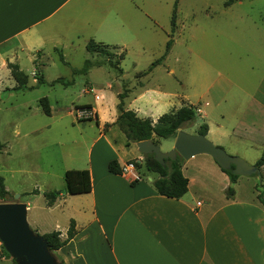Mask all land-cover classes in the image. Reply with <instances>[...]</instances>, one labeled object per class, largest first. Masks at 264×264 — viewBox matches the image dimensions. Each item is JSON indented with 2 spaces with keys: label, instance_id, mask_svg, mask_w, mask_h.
Returning a JSON list of instances; mask_svg holds the SVG:
<instances>
[{
  "label": "crops",
  "instance_id": "crops-1",
  "mask_svg": "<svg viewBox=\"0 0 264 264\" xmlns=\"http://www.w3.org/2000/svg\"><path fill=\"white\" fill-rule=\"evenodd\" d=\"M157 3L156 0H0V69L5 68L10 74L7 63L19 66V54L26 53L30 54L37 76L43 77L40 67L49 52L58 55L60 50L63 55L66 50L85 48L90 39L125 53L131 47V38L140 36L139 41L144 43L141 38L144 34L157 33L153 9L142 5L152 7ZM232 35L235 37V33ZM255 41L258 49L253 47ZM242 44L256 60L258 78L247 86L220 74L219 87L215 85L217 80L205 88L204 106L213 102L221 109V119H228L223 124L227 129L207 125L206 135H213L215 138L211 140L231 154L254 158L255 163L258 157L252 150L262 152L264 148V35L258 39L252 36ZM107 65L100 62L91 67ZM133 69L132 79H124L128 71L123 74L122 68L121 72L117 70L122 75L118 81L123 90L111 97L86 82L84 92H91V100L74 107L90 106L93 118L79 121H94L97 134L91 140L87 135L83 138L86 147L83 157L63 165L61 175L67 169H87L91 189L81 194L58 190L59 196L52 205L46 203V191L20 193L26 197L23 202L30 225L41 235L58 230L63 238L70 220H74L75 235L55 251L64 264H264V208L252 177L238 175L231 182L210 155L197 154L183 159L181 170L188 179L187 191L180 198H172L157 193L152 184L154 177L144 175L131 182L108 170L112 159L117 160L119 167L125 161L142 159L136 142L126 144V137L115 122L117 94L125 90L124 108L153 122L166 112L194 105L187 88L165 91L159 82L143 81L142 76L147 75L144 71L136 66ZM166 72L174 75L172 68L167 67ZM32 79L27 88L35 86L37 78ZM176 80L184 86L180 78ZM14 86L6 89L13 90ZM212 88L220 92L218 99L211 96ZM195 109L202 116L207 115L201 108ZM167 138L175 140V136ZM171 148L172 143L168 149ZM227 186L234 190L232 197L225 194ZM52 190L57 189L47 191ZM199 193L215 194L199 198ZM39 197L42 202L37 203L35 199ZM6 260L0 259V264Z\"/></svg>",
  "mask_w": 264,
  "mask_h": 264
},
{
  "label": "rangeland",
  "instance_id": "rangeland-1",
  "mask_svg": "<svg viewBox=\"0 0 264 264\" xmlns=\"http://www.w3.org/2000/svg\"><path fill=\"white\" fill-rule=\"evenodd\" d=\"M156 1L158 3L152 7L142 5L148 10L153 9L158 31L149 36L144 34L141 37L144 43L139 41L140 36L130 39L131 47L124 53V58L119 64L123 74L129 72L123 76L124 79H132L130 73H135L133 68L136 66L137 70L147 74L142 76L143 81L159 82L165 91L173 88L182 91L187 88L192 94L190 101L194 103V108H201L204 112L206 108L213 107L212 110L206 111L205 116L195 109L194 121L182 128L187 133H196L198 126L204 122L212 128L227 129L228 127H223V124L224 122L227 124L228 119H221V109L213 102H210L209 106H204L207 97V90H204L217 80L215 85L219 87L220 74H227L234 82L240 84L243 82L247 86L255 83L253 81L258 78L259 67L255 65L256 60L252 54L243 49L245 44L242 43L243 40L249 42L252 36L258 39L264 35V0H233L229 6L225 5L228 0H177L176 29L172 36L170 54L159 62L160 64L164 62L163 66L157 63L158 65L155 64L156 66L153 65L148 70L150 63L164 53L175 2V0ZM242 11L246 12L243 14ZM257 11L260 12L261 17H258ZM245 14H250L251 17ZM232 32L235 33V37H232ZM124 39L129 38L124 37ZM258 42L263 46L262 40ZM253 47L258 49L256 41ZM108 50L114 54L95 56V53H88L82 46L66 50L63 55L68 64L61 62L55 52H49L43 59L44 64L38 66L41 68L44 83L18 91L6 89L11 85L14 86L15 81L7 69H0V142L3 144L0 152V176L9 192L8 200L23 202L26 197L20 193H31V191L42 193L49 189H57L65 192V183L61 175L63 165H68V161L82 158L86 149L83 138L87 135L91 140L97 134L94 121L76 120L74 106L91 100L92 97L91 92H84L86 82L92 83L108 97L116 91L123 90L121 82L118 81L122 75L113 67L108 65L91 67L86 75L74 73L73 70L82 67L85 59L105 64L115 63L123 53L112 48ZM18 61L21 70L28 75V82L33 83L32 78L36 79L38 74L34 70L35 65L30 54L20 53ZM167 67L174 69V75H167ZM32 71L35 75L31 74ZM58 77L70 83L52 84V81ZM178 78L183 81L181 82L184 84L183 87L178 84L176 80ZM185 80L187 82H184ZM210 92L211 96L214 95L215 99H218L219 91L212 88ZM40 97L48 98L50 115L42 112L38 103ZM82 123L88 126L82 128ZM82 133L85 135L82 136ZM205 136L213 142L211 140L213 135ZM156 140L162 151L170 150L168 148L171 143L174 145L171 138ZM222 148L231 154L229 149ZM252 152L259 158L260 149L255 148ZM242 158L249 164H254V158ZM134 160L139 161L135 158ZM187 168L190 170L191 164H188ZM140 173L150 177L155 176L145 172L143 167L140 168ZM200 177L202 180L203 176ZM249 177H252V181L256 184V190L264 194V171ZM205 194L215 193H199V198H203ZM35 200L37 203L42 202L40 197ZM27 222L34 230L28 219ZM34 232L40 234L38 233L40 231L34 230ZM6 259L8 260L5 264H14L11 258Z\"/></svg>",
  "mask_w": 264,
  "mask_h": 264
},
{
  "label": "trees",
  "instance_id": "trees-1",
  "mask_svg": "<svg viewBox=\"0 0 264 264\" xmlns=\"http://www.w3.org/2000/svg\"><path fill=\"white\" fill-rule=\"evenodd\" d=\"M232 1L233 0H228L225 5L232 3ZM176 6L177 0H175L172 10V15L170 19L171 30L168 35V40L165 44L164 53L161 55L160 58L151 62L150 66L148 67V70H150L153 65L163 60L170 48V45L173 40V32L176 27ZM85 48L88 53H95L98 56L100 54H106L110 56L114 54L108 50L109 48L114 47H110L109 45L103 43L95 42L93 39H90L86 43ZM58 57L61 62L68 64V62L64 60L60 50H58ZM123 58L124 53H122L117 62L109 63L108 65L113 68H116L119 72H121L119 63L120 60H122ZM98 63L100 62H94L89 59H85L82 67L79 69H74L73 72L86 74L91 66L96 65ZM7 68L10 71V75L16 82V85L12 88L13 90H21L28 87V75L23 72L16 63L8 62ZM43 82V77L40 75L37 76L36 84H42ZM54 83L68 85L70 82L65 81L62 77H58L54 81H52V84ZM125 96V90L122 93L117 94L118 102L116 104V109L118 115L115 122L118 125L119 129L124 133L127 139V144L129 142H138L146 139H152L153 142L157 144L156 139L176 136V133L186 125L192 123L196 116V111L193 106L183 105L174 111L166 112L160 115L157 120L153 122L150 118H140L136 115L134 111L125 109L123 100ZM38 103L41 107L42 112L46 115H50L51 109L48 98L41 97L38 99ZM82 107L90 108L89 105H85ZM94 119H96V115ZM207 129V124L202 123L198 126L196 133L206 135ZM2 148L3 144L0 142V152L2 151ZM182 161L183 158L180 156H177L174 159L166 158L165 165H161L158 161L154 159L153 154H142V159L140 161L134 160V163L139 173L140 168L143 167L145 172L152 173L155 175L152 180V184L158 194L172 198H180L187 191L188 185V179L183 175L181 170ZM254 165L259 169L264 166V148L262 149V152L257 161L254 163ZM108 170L112 173H120V167L116 159H112L108 162ZM221 170L228 175L231 182L235 181V179L238 177V175H235L231 172V169L221 168ZM140 175L144 176L143 173H140ZM63 179L65 183V192L67 194L86 193L89 192L91 189L90 175L87 169H67L63 174ZM233 193V188L231 186H227L225 189L226 196L232 197ZM8 196L9 192L5 188L2 176H0V202L11 201L8 200ZM58 196V190L44 192V197L46 199L47 205H52ZM257 198L264 208V194L259 192L257 194ZM75 233L76 230L74 220H70L65 237L62 238L60 236L61 232L58 230L46 232L42 234V236L46 240L49 250L56 256L55 251L65 245L75 235ZM2 251L6 258H10V256L3 249V247ZM56 258L61 264H64L63 261L57 256ZM11 260L15 264L13 259Z\"/></svg>",
  "mask_w": 264,
  "mask_h": 264
},
{
  "label": "water",
  "instance_id": "water-1",
  "mask_svg": "<svg viewBox=\"0 0 264 264\" xmlns=\"http://www.w3.org/2000/svg\"><path fill=\"white\" fill-rule=\"evenodd\" d=\"M136 146L141 154H153L154 159L161 165H165L166 158L174 159L180 156L188 159L197 154H208L222 169H231L235 175L260 174V169L254 164H249L240 156L227 153L200 133L192 134L179 130L173 148L168 151H162L152 139L138 141ZM26 214L24 202H0V243L3 249L15 264H61L49 250L43 236L29 227Z\"/></svg>",
  "mask_w": 264,
  "mask_h": 264
},
{
  "label": "built area",
  "instance_id": "built-area-1",
  "mask_svg": "<svg viewBox=\"0 0 264 264\" xmlns=\"http://www.w3.org/2000/svg\"><path fill=\"white\" fill-rule=\"evenodd\" d=\"M32 75H35L34 71L32 72ZM74 109L76 112V114H75L76 118L79 120L92 119L94 116L91 108L75 107ZM119 174L131 182L138 181L142 178L140 173L137 171L135 163L133 160L125 161L120 166V173ZM4 257H5V255L3 254L2 245L0 243V259H3Z\"/></svg>",
  "mask_w": 264,
  "mask_h": 264
}]
</instances>
